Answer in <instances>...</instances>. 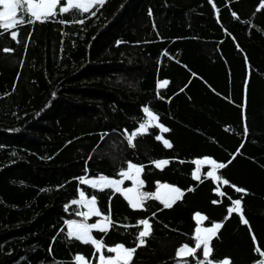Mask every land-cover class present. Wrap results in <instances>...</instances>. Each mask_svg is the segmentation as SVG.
Wrapping results in <instances>:
<instances>
[{"label":"trees","instance_id":"obj_1","mask_svg":"<svg viewBox=\"0 0 264 264\" xmlns=\"http://www.w3.org/2000/svg\"><path fill=\"white\" fill-rule=\"evenodd\" d=\"M262 3L105 0L95 15L70 12L21 26L19 43L0 34V264H75L78 254L95 264L94 246L65 229L79 218L71 202L80 187L97 197L102 213L111 206L117 226L92 233L107 246L134 247L140 229L133 226L151 218L153 234L135 264H176L180 246H195L197 212L208 217L204 225H224L213 240L217 261L255 264L254 245L264 249ZM145 107L170 129L162 135L171 149L152 126L129 145ZM204 157L227 165L217 171L221 183L206 165L194 179L193 162ZM129 162L144 166L143 192L164 182L185 196L172 209L149 200L146 211L133 210L121 193L80 183L117 178ZM217 187L232 200L243 197L248 225L238 213L229 218L231 201Z\"/></svg>","mask_w":264,"mask_h":264},{"label":"snow or ice","instance_id":"obj_2","mask_svg":"<svg viewBox=\"0 0 264 264\" xmlns=\"http://www.w3.org/2000/svg\"><path fill=\"white\" fill-rule=\"evenodd\" d=\"M103 5L105 0H88L83 3L80 0H0V34H9L11 39L16 42L18 40V29L21 26L32 24L35 22H45L48 20H54L59 15L68 14L70 12H81L83 14L95 15L92 8L96 6V3ZM214 5V0H209ZM260 8L264 9V3L260 5ZM235 15V13H234ZM61 23H67L61 20ZM83 19L75 21V23L82 24ZM5 53L13 52L14 49H3ZM167 81L160 84L161 88L167 85ZM147 116V122L141 123L138 132H133L128 136V143L130 146L134 145V140L138 135L144 134L148 131L149 126L157 127L161 132L167 133L170 131L169 128L164 127L162 124H152L153 121H158V115H155L149 108L143 109ZM248 132L247 123L245 122V133ZM157 140H162L163 145L166 148L171 149L172 143L168 139H164L162 136L157 135ZM196 167L194 173V179L200 180L201 176V165L207 164L211 166V170L206 173L208 177L216 181L218 184L221 183V176L217 174L219 169H224L227 165L225 163H217L214 159L205 158L203 160L197 159L193 162ZM169 164L167 159L155 162L157 169L163 170L166 165ZM144 172V166H137L128 163L126 171H122L119 175L122 177L120 180L109 179L101 176L98 179H86L80 180L81 184L90 185L92 189H97L103 192L105 189H113L115 193H121L127 200L128 204L133 210H147L145 204L149 200L159 201L164 209H172L177 202L181 201L185 196V191H182L179 187L169 186L168 184H161L157 182L158 189H164L168 193L166 197H162L159 190L153 193H147L141 191L144 187V180L141 176ZM124 180L132 181L133 187L122 188ZM222 184L230 186L235 192L246 194V189L230 185L227 179L222 180ZM187 191H192L188 189ZM216 193L220 197H225L231 201V206L227 209L229 218L231 214L238 213L241 216L243 224L248 225L249 221L244 218L242 209V199L232 200L231 197L227 196V193L220 187L215 189ZM79 199L73 200V205H78L82 208L87 209L86 211L77 212L76 215L82 218V221L70 220L67 222V236L71 239L82 242L85 245L94 246V256H96V264H135V258L139 249L147 246L148 238L153 234V225L150 222L151 218H144L137 221L133 227L140 229L136 234V244L134 247H127L125 244L120 243L114 246H107L103 240H97L93 235V230L99 231L100 233L107 234L112 228L117 225L112 219L111 206L107 214H104L99 209L98 200L95 195L86 197L85 191L81 190L79 193ZM111 201V197H110ZM219 201H212L213 204H217ZM67 210V209H66ZM156 216V213H152V218ZM91 217H102L98 222L88 223ZM194 219L197 223L195 228L194 242L195 246H189L183 244L175 252L176 264H192V259L195 260V264H234L230 257L224 258L222 261H217L214 253V238H218L220 230L224 226L222 222L212 223L210 227H202V223L208 220V217L197 212L194 214ZM127 228L128 225H123ZM254 252L258 254L260 259L255 264H264V249L254 245ZM51 252V249H50ZM105 252L111 253L112 255H105ZM199 253V255H198ZM98 254V256L96 255ZM192 258V259H189ZM75 264H91V262L83 255L75 256Z\"/></svg>","mask_w":264,"mask_h":264},{"label":"rangeland","instance_id":"obj_3","mask_svg":"<svg viewBox=\"0 0 264 264\" xmlns=\"http://www.w3.org/2000/svg\"><path fill=\"white\" fill-rule=\"evenodd\" d=\"M64 2V0H62V3ZM80 2H83V3H86V2H88V0H80ZM98 3V2H97ZM0 10H2V8H0ZM164 81H161L160 82V84L161 83H163ZM151 111V110H150ZM147 122V116H146V114H145V121L143 122V123H146ZM159 124V122L158 121H153L152 122V124ZM140 126V125H139ZM139 131V127L136 129V130H134L133 132H138ZM132 132V133H133ZM132 133H127V138H128V136L130 135V134H132ZM159 135L160 136H162L163 137V135H162V132L160 131V133H159ZM164 138V137H163ZM205 158H208V157H204V158H201V160H203V159H205ZM208 159H211V158H208ZM158 162V161H157ZM204 165H206L207 167H208V170H207V172L208 171H210L211 170V166H209V165H207V164H204ZM204 165H201V166H204ZM200 166V167H201ZM127 168H128V165H127ZM127 168L126 169H124V170H122V171H126L127 170ZM121 171V172H122ZM195 171H196V168H195V170L193 171V176H194V173H195ZM102 175H99V176H85V177H82V178H86V179H98V178H100ZM103 177H106V178H109V179H115V180H120V179H122V177L121 176H119V177H117V178H113V177H107V176H103ZM81 178V179H82ZM141 179H142V177H141ZM161 184H165L164 182H160ZM166 184H168V183H166ZM169 186H174V185H171V184H168ZM88 186H90V185H88ZM130 187H133V184H132V181H130V180H124V183H123V185H122V188H130ZM174 187H176V186H174ZM81 190H83L81 187L79 188V190H78V193L81 191ZM159 190V192H160V194H161V196L162 197H166L167 195H168V193L166 192V190H164V189H158V185H156V188H155V190L152 192L153 194H155L157 191ZM84 191V190H83ZM141 191H142V189H141ZM86 194V193H85ZM86 197H90V196H88L87 194H86ZM76 199H79V195L77 194V197L74 199V200H76ZM87 209H85V208H82V207H80V211H86ZM79 211V212H80ZM100 219H102V217H91L89 220H88V223H95V222H98ZM71 220H77V221H82V218L79 216V218H77V219H71ZM70 221V220H69ZM68 222V221H67ZM214 223H217V222H214ZM212 225V224H211ZM211 225H204L203 223H202V227H210ZM196 227H197V225H196ZM195 227V228H196ZM66 233H67V223H66ZM194 234H195V232H194ZM97 256H98V254H96ZM105 255H112L111 253H109V254H105ZM92 264V263H91ZM95 264H96V260H95Z\"/></svg>","mask_w":264,"mask_h":264},{"label":"crops","instance_id":"obj_4","mask_svg":"<svg viewBox=\"0 0 264 264\" xmlns=\"http://www.w3.org/2000/svg\"><path fill=\"white\" fill-rule=\"evenodd\" d=\"M195 232V231H194Z\"/></svg>","mask_w":264,"mask_h":264}]
</instances>
